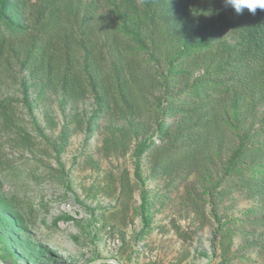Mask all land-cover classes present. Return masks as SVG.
Returning a JSON list of instances; mask_svg holds the SVG:
<instances>
[{
	"label": "rangeland",
	"instance_id": "1",
	"mask_svg": "<svg viewBox=\"0 0 264 264\" xmlns=\"http://www.w3.org/2000/svg\"><path fill=\"white\" fill-rule=\"evenodd\" d=\"M82 2L96 4L104 24L121 34L124 59L141 62L139 70L158 83L146 85L143 74L126 94L111 80L103 100L95 98L94 85L70 99L24 68L27 44L5 57L0 99L13 101L7 122L0 119V264H264V198L244 185L247 167L263 158L257 147L264 137L250 141L256 152L242 153L239 170H229L241 136L264 116V103L251 97L233 106L232 100L227 117L200 132L197 146L170 150L158 129L166 99L174 104L166 124L188 119L183 101L173 109L175 99L195 85L199 72L168 81L174 56L164 46L161 56L151 55L143 0ZM199 2L160 1L176 51L212 36L228 18L223 8L200 16ZM5 15L25 28L32 24L13 0ZM114 64L108 58L99 77H110ZM166 82L169 95L161 91ZM139 144L149 147L137 176ZM221 225L228 237L234 232L229 249L217 234Z\"/></svg>",
	"mask_w": 264,
	"mask_h": 264
},
{
	"label": "trees",
	"instance_id": "2",
	"mask_svg": "<svg viewBox=\"0 0 264 264\" xmlns=\"http://www.w3.org/2000/svg\"><path fill=\"white\" fill-rule=\"evenodd\" d=\"M13 1L20 3L22 9L29 12L32 24L25 28L18 22H12L5 15L7 0L0 2V74L5 57L9 53L22 51L26 47L23 45L27 44L28 57L24 68L41 75L46 84H51L66 98H82L85 86L94 85L95 98L97 101L103 100L109 95L107 82L111 80L115 89L126 94L130 83H135L143 74L146 85L158 83L154 78L149 79L148 72L139 70L144 68L141 62L124 59L126 44L121 34L112 24H104V18L95 3L83 5V0ZM160 1L150 7L148 0H143L149 31L147 46L151 55L161 56L163 46L171 51L175 65H168V81L180 77L185 71L190 73L189 76L199 72L195 85L177 94L175 99L173 109L178 112L180 101H183L188 109L184 112L188 119H177L175 124H166L171 120L169 104L174 105L173 98L167 97L164 122L158 128L161 139L167 142L170 150L186 153V146L198 145L200 132H207L208 126L212 128V125L216 126L222 118L227 117V105L232 100L233 106L251 97H258L264 103V10L258 9L254 16L247 10L237 15L231 7L225 5L224 0H201L196 6L200 16L223 8L228 18L222 21L219 29L211 30L212 36L201 37L194 44H187L184 50L176 51L168 30L166 9ZM113 57L118 62V65L112 67L115 71L110 77L103 76L101 79L100 68H104L108 58ZM167 87L166 82L161 91L169 95ZM150 89L146 90V96ZM12 101V97L0 99V119L4 123L7 122ZM256 119L251 130L241 136V149L237 158L231 161L230 171H237L243 166L242 163L237 164L243 152H256L255 148H248L250 141L264 137V116ZM151 145L154 146L155 142ZM147 147L149 145L139 144L135 149L137 176L140 157ZM257 150L262 151L263 158L247 167L248 178L244 185L246 189L254 190L264 198V141ZM146 208L147 200L143 198L140 208L143 216ZM143 220L145 226H148L147 218ZM223 229L221 225L217 234L223 239L225 249H229L234 232L229 231L228 237L227 231ZM226 237L228 242L224 244Z\"/></svg>",
	"mask_w": 264,
	"mask_h": 264
},
{
	"label": "clouds",
	"instance_id": "3",
	"mask_svg": "<svg viewBox=\"0 0 264 264\" xmlns=\"http://www.w3.org/2000/svg\"><path fill=\"white\" fill-rule=\"evenodd\" d=\"M227 7H231L237 15L244 14L245 10L256 15L257 10H264V0H224Z\"/></svg>",
	"mask_w": 264,
	"mask_h": 264
},
{
	"label": "water",
	"instance_id": "4",
	"mask_svg": "<svg viewBox=\"0 0 264 264\" xmlns=\"http://www.w3.org/2000/svg\"><path fill=\"white\" fill-rule=\"evenodd\" d=\"M105 263H110L109 261H98V262H94L92 264H105ZM113 264H118L117 262H112Z\"/></svg>",
	"mask_w": 264,
	"mask_h": 264
}]
</instances>
